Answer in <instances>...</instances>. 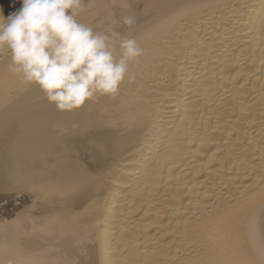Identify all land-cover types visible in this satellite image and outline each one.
Instances as JSON below:
<instances>
[{
  "label": "bare ground",
  "instance_id": "6f19581e",
  "mask_svg": "<svg viewBox=\"0 0 264 264\" xmlns=\"http://www.w3.org/2000/svg\"><path fill=\"white\" fill-rule=\"evenodd\" d=\"M84 4L144 55L61 111L0 54V264H264V0Z\"/></svg>",
  "mask_w": 264,
  "mask_h": 264
},
{
  "label": "clouds",
  "instance_id": "9594fccd",
  "mask_svg": "<svg viewBox=\"0 0 264 264\" xmlns=\"http://www.w3.org/2000/svg\"><path fill=\"white\" fill-rule=\"evenodd\" d=\"M84 0H22L7 17L0 7V54L25 84L38 85L58 110L72 111L101 96H116L144 49L135 38L97 32L80 23ZM122 23L135 19L125 15Z\"/></svg>",
  "mask_w": 264,
  "mask_h": 264
}]
</instances>
